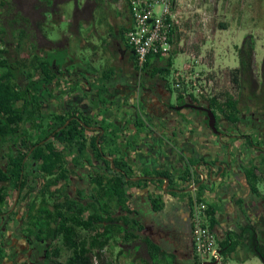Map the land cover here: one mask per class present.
<instances>
[{
    "label": "trees",
    "instance_id": "trees-1",
    "mask_svg": "<svg viewBox=\"0 0 264 264\" xmlns=\"http://www.w3.org/2000/svg\"><path fill=\"white\" fill-rule=\"evenodd\" d=\"M43 4L49 11H53V14L58 10L52 6L50 0H45ZM0 6L9 12L14 9L8 0H0ZM17 23L24 24L23 29L19 28L17 46L28 47L29 21L18 13L12 24ZM129 28H126V32ZM4 32L6 29L2 27V33ZM34 46L36 49V45ZM127 47L131 49L128 44ZM253 52L254 42L250 39H246L238 50L239 67L235 68L232 74L234 82L240 88L243 87L244 81L249 82L253 77ZM4 54H7V48L0 37V161L4 160L0 163V221L5 210L15 205V197L9 205L10 193L14 189L19 190L21 186V197L16 202L13 216L25 206L23 220L31 224L29 230H33L35 225L38 227L37 233L32 235H36L39 241L50 244L57 242L52 244L56 248L51 246L47 249L45 264H95V259L101 262L105 250L112 247L118 239L127 244L135 240L143 241L148 247L153 264H160L159 257L162 252L163 257H172L169 250L164 251L162 246L148 237H143V224L136 217L138 204L130 200L129 192L133 187L148 189L158 180L141 179L124 161V156L117 159L107 151L108 148L109 151L116 149L122 139L120 133L123 131L111 128L106 133L107 130L101 127L95 136L88 137V128L92 126L90 118L87 120L67 113L57 115L53 111L49 113L44 110L43 105L49 101L54 90L51 87H54L58 74L61 73L55 69L58 66L55 64L56 66L52 67V62L50 63L47 57L36 54L31 64H26L27 59H23L13 65ZM172 67V57L150 55L143 69L150 77L159 74L166 77L171 74ZM19 73L21 78L25 79L23 82L20 81ZM112 75L113 71H108L106 78L111 79ZM107 87L106 82L102 92L105 93ZM62 94L66 92L61 91L60 95ZM182 94H179L181 99ZM217 102V99L213 98L209 100L207 107L215 113L217 120L220 112L232 124L241 121L240 101L228 95L225 103ZM203 116L202 125L212 133L207 115L203 113ZM69 120L71 122L66 125ZM65 125L66 127L62 128ZM147 126L139 116L134 121L135 135H139ZM106 156L113 158L114 168ZM34 171L42 174V191L39 196L43 199L40 204L37 199L27 200L35 188L30 186L28 181L29 176L30 179L33 177ZM69 174L76 177V181L72 180L71 185L66 181ZM145 177L152 176L146 174ZM137 178L140 179L133 180ZM167 178L171 182V178ZM78 181L89 186V193L78 188ZM24 188H27V193L23 196ZM73 195L82 199L76 200ZM160 197L155 196L152 202L156 211L162 208ZM213 210L214 208H209L207 211L208 216H211V230L214 222ZM244 235H249V247L264 263V245L259 243L258 231L247 224L240 233V236ZM230 239L229 237L228 241ZM61 246L69 251L66 260L60 259ZM232 247L234 250V242L227 249ZM221 251L223 252V247ZM119 254H125L123 249ZM174 259L170 264H173Z\"/></svg>",
    "mask_w": 264,
    "mask_h": 264
},
{
    "label": "crops",
    "instance_id": "crops-1",
    "mask_svg": "<svg viewBox=\"0 0 264 264\" xmlns=\"http://www.w3.org/2000/svg\"><path fill=\"white\" fill-rule=\"evenodd\" d=\"M115 4L120 11L118 14L120 17L122 11H126L129 15L123 0H115ZM54 20L56 23L62 20L59 13L54 14ZM129 26L130 24L127 28ZM103 30L105 31L101 27L100 31ZM63 40L66 41V39ZM47 41L50 46L46 51L56 48L65 50L68 47V45L58 43V40L52 41L47 38ZM90 44L88 39L81 40L82 46ZM121 44L115 49L120 52V62L123 65L115 66V69H106L105 67L98 69L96 61L92 59L83 60L82 63L86 64L83 66L79 64L81 58L68 62L63 58L61 65L57 67L61 73L57 72V80L54 87H51L54 90L48 106L55 108V101L62 100L64 105L60 112H56L57 115L67 113L84 117L87 120L90 118L92 126L89 128L92 129L86 134L88 137L95 136L101 127L107 130L106 133L111 128L117 131L120 129L123 131L120 133L122 136L120 143L113 151L107 149L108 152H111L112 157L118 159L124 156V161L138 177H145L147 174L152 177L164 178L167 176L171 178L168 186H166L165 180L161 179L151 184L148 189L133 187L129 192L132 195L130 199L138 204L136 217L143 224V237L153 240L162 246L164 251L165 249L169 250L173 255L172 258H175L173 264H183L189 260L194 261V259L196 264L197 255L192 237V217L194 203L199 200L208 204L210 209L214 208L212 230L220 246L221 256L224 252H235L239 250L238 248L250 246L249 235L240 236L241 230L247 224L258 231L257 237L260 240L264 239V195L259 189V185H264V173L259 172L261 168H264V156L258 157L252 154L254 156L252 161L247 163L243 157L241 137L239 134H235L237 138L231 148L234 180L230 186L214 193L206 191L204 186L197 188L201 177L194 171L196 167L200 166L201 168L207 156L211 162H218L215 164L217 168L215 175L217 176L221 170V162L227 160V148L222 146L224 154L223 156L219 155L218 138L204 128L202 125L204 117L199 115L200 117H197L199 120H196V125H194V116L190 112L180 111V109L176 112L168 111L165 108L164 98L155 96L150 84V91L147 92L144 100L145 104L141 105L138 100L130 99L134 95L131 80L126 77L119 79L117 73L121 69V71L128 69L136 59L126 46L132 58L129 60L126 47L124 48V44ZM37 54L39 53L37 52ZM125 59L127 61L124 63ZM55 64H58L57 60ZM108 71H113L111 79L106 78ZM106 82L108 87L104 93L102 88ZM61 91L66 94L60 95ZM180 93L183 92H178L177 95ZM182 95V98L191 97V95ZM81 99L84 101H80ZM104 99L106 101L103 102ZM130 100H134L133 103ZM129 102L133 107H129L131 110L127 109L129 105L126 104ZM121 104L125 105L120 106ZM136 105L138 107L141 105L142 110L134 107ZM139 116L148 126L147 129L140 131L139 135H134V121ZM227 139L224 138L223 141L230 143ZM89 143L88 141L87 144ZM193 187L194 191H192ZM175 189L183 190V193H173ZM157 195L161 196L162 204L161 210L158 211L154 210L152 205ZM204 200H211L217 205H211ZM210 219L209 225L212 223ZM260 229L261 232H259ZM229 237L230 241H228ZM233 242L235 249L232 250L233 247L227 249ZM259 243L264 245L261 241ZM222 247L223 252L221 251ZM162 254L164 253L162 252ZM162 254L159 257L160 264H166V259ZM252 255H255L254 251ZM234 259L236 264H248L251 261L250 257L245 256L234 257Z\"/></svg>",
    "mask_w": 264,
    "mask_h": 264
},
{
    "label": "rangeland",
    "instance_id": "rangeland-1",
    "mask_svg": "<svg viewBox=\"0 0 264 264\" xmlns=\"http://www.w3.org/2000/svg\"><path fill=\"white\" fill-rule=\"evenodd\" d=\"M8 1L14 9L9 12L6 8L0 6L2 16L0 29L2 26L6 27L3 41L10 48L8 54L10 60L24 59L28 53L38 52L40 56H48L49 62H52V67L55 66L56 60L59 67L63 58L66 62L78 58H81V61L86 58L88 60L93 59L96 61L98 69L108 65H112L113 67L123 65L120 62V52L115 47L113 51L109 45L104 44L107 36H105L106 38H94L91 35L93 26L97 29L103 27L105 31L107 27L111 26V22L108 21L109 13L112 15L119 14L118 7H116V4L113 7L109 3L110 0H50V3H53L52 6L58 9L55 14L59 13L62 18L58 23L54 20L53 11H49V8L47 9L43 4L45 0ZM111 1L115 2V0ZM178 2L180 11L178 40L175 51L171 55L173 58L171 74L165 77L174 94L171 101L172 104L177 105V94L182 91L184 95H191L195 99H217V103H225L229 95L237 101H241V103L251 98L262 104L264 102V0H178ZM87 3L91 4V7L94 5L93 3L97 4L93 12L94 16L89 20V12L86 11L81 21L78 22L80 26L71 35L70 20L73 19L76 9L83 8ZM107 4H110V6L108 7ZM18 13L22 14L29 21L27 28L30 40L28 42H33L36 45V50L32 44L28 47H15L18 42L19 28L22 26L18 23L12 24L15 19L14 17L18 16ZM122 13L125 18L126 14L123 11ZM37 23L39 24L38 27H36ZM124 23L127 26L130 24ZM121 24L123 25L122 22H119L118 26L121 27ZM223 27L227 28L224 29ZM4 33L0 32V36ZM42 34L49 40H58V43H63V45H68V47L65 50L56 48L46 51L47 44L44 42ZM90 36L91 38H89ZM101 38H103V41ZM63 39H66V41ZM84 39H88L91 44L82 46L81 40ZM246 39L254 42V72L252 79L249 82L244 81L243 87L240 88L234 82L232 72L235 68L239 67L238 50ZM123 46L125 48L127 43H124ZM127 56L129 60H132L129 50H127ZM31 59V57L27 58L26 62L32 63L33 60ZM123 61L125 63L127 60ZM178 73L184 77L179 89L175 87V77ZM186 79H189L188 83H186ZM192 83H195V85ZM82 99L80 101H84ZM130 99H135V97H131ZM133 101L130 100L131 103ZM55 103V108H53L52 106H48L50 103L46 101L43 109L49 111V113L52 111L54 113L60 112L64 103L62 100H57ZM129 103L126 105H131ZM124 105L121 104L120 106ZM140 106L136 105L134 107L139 109ZM57 146L59 145L57 144ZM259 187L261 193L264 195V185H259ZM38 188L40 186L36 185V189ZM15 192L14 189L10 193L9 205L14 199ZM38 200H40L39 197ZM204 201L211 205H217L216 202H211V200ZM206 224H208L207 221ZM9 229L10 232L16 235L20 232L18 226H13ZM259 232H261V229ZM142 235L144 236V234ZM260 241L264 243V239ZM53 248H56V246ZM61 249L62 255L60 257L62 258L60 259L66 260L69 256V251L65 250L63 246H61ZM122 249L126 255L119 254ZM238 249L235 252H224L218 264H236L234 257L244 256L250 257L251 261L248 264H264L260 257L252 255L253 251L250 247ZM165 259V263L170 264L173 258L166 256ZM109 262L112 264H153L150 261L148 247L143 241L135 240L127 244L123 243L121 239H118L116 243L112 244V247L105 250L101 262L95 259V264H106ZM183 264H195V259L194 261H186ZM196 264H200V258L196 259Z\"/></svg>",
    "mask_w": 264,
    "mask_h": 264
},
{
    "label": "flooded vegetation",
    "instance_id": "flooded-vegetation-1",
    "mask_svg": "<svg viewBox=\"0 0 264 264\" xmlns=\"http://www.w3.org/2000/svg\"><path fill=\"white\" fill-rule=\"evenodd\" d=\"M109 3L112 6L115 4V2L111 0L109 1ZM93 4L94 5L91 7V4L87 3L85 6H83V8L76 9L73 19L70 20L69 27H70L71 35H73L76 29H78L79 27L78 22L81 21L86 11L89 12L88 19L91 20L93 18L94 16L93 12L95 10V7L97 6V4L95 3ZM110 4H107L108 7L110 6ZM124 13L126 14L125 18H124L123 13L121 14V17L119 15H112L110 13L109 14L107 13L108 19H109L108 21L111 22V26L107 27L106 31L104 30L100 31V29H97L95 26H93L92 27L93 31L91 35H93L94 38L107 36L106 42L104 41V44L106 43L107 45H109V47L114 51V47L116 48V46L118 45L120 46L121 43L124 44L127 42L125 39L126 38L125 32H126L127 25H125L124 22H127L128 24L131 19H130V15H128L126 11ZM1 17L2 16H0V20H1ZM14 18L16 19L17 16ZM15 19H14V22H15ZM83 21L85 22V20ZM119 22L123 23V25L121 24V27L118 26ZM23 25L24 24H22L21 28H23ZM2 27L0 29V32H2ZM36 27H38V23ZM4 28L6 29V27ZM3 35H1L0 37L3 38ZM43 39H44V42L47 44V47L45 49L49 48L50 44L47 41V38L43 37ZM101 40L103 41V38H101ZM4 44H5V47L7 48V54H4V56L9 59L8 54H9L10 48L8 47L7 43L4 42ZM30 44L34 46L33 42ZM15 47H17V45ZM130 51L133 53L131 49ZM16 52L18 53V51ZM35 54L40 56L36 52L30 53V54L28 53L27 57L24 59L31 57L32 58L31 60H33ZM41 57L48 58L47 55L41 56ZM20 60L22 61L23 59H12V60L9 59V61L13 65L18 63L17 61H20ZM26 64L28 63L26 62ZM79 64L82 65L81 60ZM105 68L115 69V67H113L112 65L105 66ZM121 70L120 72L117 73L118 78L121 79V77H126L131 80L130 81L132 84L131 87L133 88L132 91L134 93L132 97H135L136 101L138 100L139 103H141V105L145 104L144 100H145L147 92L150 91L149 86L151 85V90L153 94L157 97L164 98L163 100L165 101V106H166L165 108L168 111L176 112L178 109H180V111L190 112V114L194 116V121H193L194 125H196L195 121L199 120L197 117H200V116L204 117L203 113L207 115L206 112L201 111V108H207L209 106L208 104L209 100H205L201 98V99H197L198 101H196L193 97H186V98L181 99L179 95H177V99H176L177 105L172 104L171 101L173 99L174 94L167 80L165 79V77L161 74L155 77H150L145 72L144 69L142 70L141 68L138 67L136 60L132 62V64L130 65L128 69H125L123 71ZM21 73H19L20 74L19 78H20V81L23 82L25 79L21 78ZM129 107H132V106L129 105L128 108ZM141 107L142 106H140L139 110H142ZM240 107L242 108V110L240 112L241 121L239 123L232 124L227 120L226 117L223 116L224 118L223 117L218 118L216 125L218 129L220 130V132L223 133V139L226 138V136L230 137V136H234L235 134H239L242 140L241 147L246 148V152L250 151L251 154H255L258 157L264 156V151H262V149H264V102L260 104L256 102V100L249 98L248 101L244 100L242 103L240 101ZM218 115L222 116L220 112H218ZM235 138H237V136ZM229 141L233 143L232 140H229ZM3 161L4 160L0 161V163H2ZM259 172L264 173V168H261V171ZM41 175L42 174H40L39 172L34 171L33 177L31 176V179H30V176H29L28 178L30 186L32 185L35 188H33L32 194L30 195L31 197L27 200L30 201L32 200V198L33 200L37 199L38 204H40L43 199L42 196H39V194L41 193L40 191H42L40 183H43L41 182V179H40ZM68 176L69 177L66 181H69L70 183L69 185H71V181L72 180L73 182L76 181L75 180L76 177L71 174H69ZM140 178H144V177H140ZM77 183H78L79 189H82V191H84L85 193H89L88 185L80 181H78ZM36 185L38 187L40 186V188L36 189ZM19 190L20 191L22 190L21 186L19 187ZM77 191H74L75 194L77 193ZM17 192H18V189L15 192V196H14L15 199L17 198ZM25 193H27V188H24L23 196ZM76 196L73 195V197L76 200L82 199ZM20 197H21V192L19 194V198ZM38 197L40 198V200H38ZM130 197L132 198V195H130ZM19 198L16 199V202L17 200H19ZM16 202H14L15 205L13 204L12 206H10V209L5 210V212L3 213L1 217V221H0V264H45L47 261V259L45 258L47 257L46 256L47 249H49L52 246V244L55 245L57 242H52L50 244L43 240L39 241L36 235L35 236L32 235L34 234V232L37 233L38 227L37 225H35L33 226V230L32 229L29 230V227L31 224L23 220V216H25L24 213L26 211L25 206L21 207V209L17 211V214L13 216V211L15 210L17 206ZM13 226H18L20 228V232L17 233V235L13 234V232H10L9 228Z\"/></svg>",
    "mask_w": 264,
    "mask_h": 264
},
{
    "label": "built area",
    "instance_id": "built-area-1",
    "mask_svg": "<svg viewBox=\"0 0 264 264\" xmlns=\"http://www.w3.org/2000/svg\"><path fill=\"white\" fill-rule=\"evenodd\" d=\"M123 1L131 17V25L125 37L135 55L138 67L143 69L150 55L171 57L178 40L180 18L178 0ZM175 79V87L181 88L184 77L178 73ZM185 81L188 83L189 79ZM208 209L209 206L205 203L195 201L192 237L200 264H215L221 261L216 235L210 229V225L206 224L210 219L207 214Z\"/></svg>",
    "mask_w": 264,
    "mask_h": 264
},
{
    "label": "water",
    "instance_id": "water-1",
    "mask_svg": "<svg viewBox=\"0 0 264 264\" xmlns=\"http://www.w3.org/2000/svg\"><path fill=\"white\" fill-rule=\"evenodd\" d=\"M82 65L85 66L86 64L82 63ZM127 109H130V108H127ZM201 111H204L207 113V117L209 119L208 126H209L210 130L212 131L213 135H215L216 137H219L217 146L220 147V151H218V154L219 155L222 154V156H223L224 153L222 152V146H225L227 148L226 149L227 160H226V162H221V164H220L221 170L216 176L215 172H216L217 168H216L215 164H218V162L213 163V162H211V160H209V157L206 156L205 157L206 161L204 160L202 163L203 166L201 168H200V166H197L196 170H194L196 172V174H198L201 177V182L197 186V188L204 186L205 190L208 191L209 193L220 192V190H222L223 188H228L230 186L231 182L234 180V173L232 172V168H233L232 156H233V154L231 152V148L233 146V143L232 142L228 143V142L223 141V133H221L217 129V125H216L217 118H216L215 113L211 109H207V108H201ZM70 122H71V120L67 121L66 125H68ZM66 125L63 126L62 128H65ZM88 129L91 130L92 128H88ZM226 138H228V140L236 141L235 136H230V137L226 136ZM242 151L244 153L243 157L245 158V161L247 163H249V161H252L254 156L252 154H250V151L246 152V148H242ZM262 151H264V149H262ZM105 158L112 163V167L114 168L113 158H110L107 156ZM237 158L239 159L240 157H237ZM145 178H147V180L164 179L166 186L169 185V179L166 177H164V178L163 177H144L143 179H145ZM139 179L140 178L133 179V180H139ZM194 190H195V188L193 187L192 191H194ZM173 193L181 194V193H183V190L175 189L173 191ZM19 194H20V190H18V192H17V198L16 199L19 198Z\"/></svg>",
    "mask_w": 264,
    "mask_h": 264
},
{
    "label": "clouds",
    "instance_id": "clouds-1",
    "mask_svg": "<svg viewBox=\"0 0 264 264\" xmlns=\"http://www.w3.org/2000/svg\"><path fill=\"white\" fill-rule=\"evenodd\" d=\"M92 137V136H91Z\"/></svg>",
    "mask_w": 264,
    "mask_h": 264
}]
</instances>
